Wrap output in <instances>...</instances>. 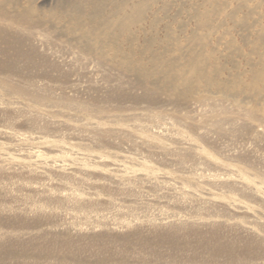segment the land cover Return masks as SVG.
I'll use <instances>...</instances> for the list:
<instances>
[{
    "label": "rangeland",
    "instance_id": "rangeland-1",
    "mask_svg": "<svg viewBox=\"0 0 264 264\" xmlns=\"http://www.w3.org/2000/svg\"><path fill=\"white\" fill-rule=\"evenodd\" d=\"M18 1L21 8L39 10L37 14L53 11L52 18L39 15L43 27L55 31L69 25L72 8L77 12L73 18L82 19L99 3ZM161 4L156 1L151 9ZM166 5L152 25L150 10L139 22H130L117 43L124 50L130 45L144 50L143 65L135 64L148 71L139 74L144 86H125L137 96L150 92L137 102L126 97L121 105L108 103L102 114L87 115L51 103L36 106L0 90V129L27 136L18 141L0 135V255L6 263H16L17 258H10L14 253H43L48 256L43 264L264 263V224L259 223L264 222V201L255 195L264 189V0H166ZM102 8L104 18L109 7ZM191 57L199 60L203 75L185 73ZM82 61L64 86L55 83L57 73L37 66L11 78L29 88L87 100L97 93L100 70L91 59ZM94 129L107 132L95 142ZM31 149L39 150L45 163L21 156ZM51 161L63 169L49 166ZM111 161L129 173L113 170ZM212 174L239 176L249 188L214 182ZM147 175L158 180L148 183L143 179ZM163 182L183 184L245 209L227 214L203 201L178 205V195L165 194ZM49 189L77 192L84 200L71 204L53 199ZM34 207L39 211L33 213ZM165 213L174 218L164 219ZM249 215L259 222L250 221ZM169 233L172 238L166 240ZM215 235L234 246L230 255L214 252ZM54 240L73 247L41 252L31 247ZM245 244L256 248L240 247Z\"/></svg>",
    "mask_w": 264,
    "mask_h": 264
},
{
    "label": "bare ground",
    "instance_id": "bare-ground-1",
    "mask_svg": "<svg viewBox=\"0 0 264 264\" xmlns=\"http://www.w3.org/2000/svg\"><path fill=\"white\" fill-rule=\"evenodd\" d=\"M156 1H162V4L158 8L151 9V5ZM97 2L99 3L93 4L89 14L87 16H83L82 19L80 16L75 19L73 18V15L77 12L74 8H72L71 13L69 14V25H67L66 28H61L55 31L57 29L55 27H43L44 19L39 15L41 13L43 16H47V18H52L55 15L53 11L46 13L39 12V14H37L36 11L39 10H35L31 6L21 8L18 0H0V90L6 93H15L21 97H26L36 106L51 103L63 108H74L87 115H91L93 112L102 114L107 109V104L110 102H116L118 105H121L120 103L126 97H129L133 101L137 102L147 93L149 95L150 92L148 91L147 93L144 92L141 94V96H137L133 94L131 90L127 89L144 86V83L139 78V74L141 76L144 75V71L147 73L148 71L144 70L141 72L142 69L139 71V65H135H143L141 56L144 53V50H140L132 45L128 46V48L124 50L117 43L121 38L120 36L122 35V32H125L124 30L128 28L129 23L139 22L141 15H143L147 10H150L149 25L156 23L159 20V10L162 13H165V10L168 7L166 5V0H97ZM103 5L104 8L106 6L109 7L108 15L104 18L100 17ZM204 15V12H202V16ZM97 16H99V19L96 18ZM196 16H198V12L196 13ZM163 17H166V15ZM115 31H117V33H115ZM131 37L132 36H128L127 39H131ZM152 56L155 57V55ZM85 59H91L100 70V78L95 84V91L97 93L87 100L74 99L72 96H68L67 94L54 95L51 90H42L37 87L29 88L25 85H19L11 78V76L16 73H22L23 71L21 69L26 68V70H29L37 66L39 68H45L46 73H57L58 80H56L55 83L60 86H64L66 82H69V78L75 73V68H80L83 65L82 60ZM157 60L158 58H155V61ZM197 61L199 60L195 57L188 59L185 73L187 72L191 75L197 74L198 76L203 75L204 69L196 65ZM167 71L173 73L172 68H169ZM59 78L64 79L65 81L59 80ZM125 86H127V88ZM98 90H102V92H98ZM230 121L232 122L233 119ZM143 128L145 127L143 126ZM166 128L167 127H164L163 130L166 131ZM94 130H96L95 132L98 131V133L92 135L93 137L91 138L94 139L93 141L95 142L98 141L96 136L100 135V133L104 134L107 132L106 130ZM112 132L117 134L121 132V130H114ZM0 135L11 140L18 141L24 140L27 137L23 133H17L12 130L5 129H0ZM82 135H84V138H87L88 136L91 137L90 135L87 136L86 133H83ZM172 139H175V141L179 143H186L179 137ZM133 145L135 144H130L131 147ZM21 156L30 158L39 164L45 163L42 153L36 149L21 151ZM94 159H99V156H95ZM109 165H111V168L117 172L124 174L129 173L128 169L119 162L111 161ZM49 166H55L60 170L63 169L62 165H57L53 163V161L50 162ZM198 169L201 168L197 167L195 170ZM211 176L213 181L217 183L231 184L242 189L249 188V184L239 176L235 178H222L215 174H212ZM153 178L156 180V176L153 177L148 175L144 176L143 179L150 183ZM163 184L165 190L167 189L165 194L170 192L175 194L173 196L178 195V200H175V204L178 205H186L188 201L196 200L207 202L208 205L210 203L214 207H220L222 211L224 210L227 214H233L239 211L241 212L245 209V206L243 205L219 200L213 196L204 195L202 191L183 184H175L171 182H163ZM31 187L34 190L39 191L38 187ZM43 189H45V187ZM255 191V195L264 201V189L263 191L261 189ZM46 192L48 191H45V194L47 195L48 193ZM55 192H52L53 194L50 192L48 196L58 200L64 199L71 202V204L80 203L84 200V198H82L77 192ZM30 209L33 213L35 211H39V208L34 210H32V208ZM196 215L201 218L202 213H200V215L197 213ZM163 217L164 219L167 217L174 218L173 214L170 213H165ZM163 217L161 216V218ZM249 219L252 222H259V220H256L253 215H249ZM259 223L264 224V222ZM242 227L253 236L259 235L249 226ZM173 228L171 230H174ZM165 238L166 240H170L172 238V233L166 235ZM57 242V240L46 243L38 242L33 244L31 247L34 250H37V252L46 251L51 248L68 249L73 247L71 242ZM240 247H243L245 250H255L256 248V246L249 247L248 244ZM23 248L24 247H22V249ZM213 250L216 254L222 253L230 255L234 250V246L221 242L219 236L215 235L213 237ZM256 251L258 252L259 250L256 249ZM12 257L17 258L15 260V264H43L48 256L45 257L43 253L30 256H27V254L17 255L14 253L11 254L10 258ZM0 264H8L1 255Z\"/></svg>",
    "mask_w": 264,
    "mask_h": 264
}]
</instances>
